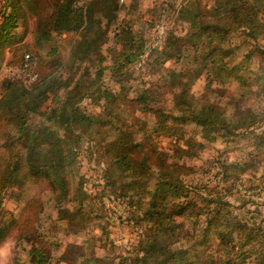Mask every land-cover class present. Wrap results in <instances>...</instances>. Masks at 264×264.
<instances>
[{
    "label": "trees",
    "instance_id": "obj_1",
    "mask_svg": "<svg viewBox=\"0 0 264 264\" xmlns=\"http://www.w3.org/2000/svg\"><path fill=\"white\" fill-rule=\"evenodd\" d=\"M174 2L161 0L160 9L166 4L169 12ZM141 3L0 2V62L10 47L11 63L20 61L25 76L5 79L0 95V246L18 230L17 246L29 264H234L241 255L264 264V232L234 214L220 188L248 163L219 154L196 170L191 161L204 144L185 127L214 141L253 133L264 123V105L244 106L258 88L264 100V0H183L178 25L146 60V75L133 67L147 45L144 28H135L131 17L143 11ZM27 15L37 20V42L76 35L66 58L56 47L42 55L18 43ZM246 42L249 53L239 59ZM254 52L261 58L256 67L249 66ZM202 79L205 88L197 93ZM212 87L228 100H208ZM257 139L264 143L263 134ZM80 157L102 165L100 191L85 187ZM255 157L264 160V152ZM188 171L209 181L196 184ZM211 177L219 178L210 186ZM27 182L51 190L56 221L65 227L45 226L46 202L39 197L20 217L6 212L8 191ZM105 196L119 201L123 222L139 233L125 252L112 254ZM90 224L101 228L108 251L99 253L94 235L66 242L57 234H79ZM197 253L199 261L192 257ZM15 264L24 263L17 256Z\"/></svg>",
    "mask_w": 264,
    "mask_h": 264
},
{
    "label": "rangeland",
    "instance_id": "obj_2",
    "mask_svg": "<svg viewBox=\"0 0 264 264\" xmlns=\"http://www.w3.org/2000/svg\"><path fill=\"white\" fill-rule=\"evenodd\" d=\"M130 2V0H125V2ZM174 9L169 12H166L163 17V24L165 26L164 38L158 37V23L160 22L158 17L162 13L161 0H142L141 6L143 11L134 10L131 14L132 19L136 22L135 28H144V36L146 41V48L142 55V60L139 61L133 67L135 70L144 73V75L150 72V67H148L146 60L150 59L152 49L155 47H162L170 29L176 27L179 23L178 13L179 7L182 5L183 0H175ZM209 1V0H204ZM2 2V0H0ZM141 11V12H140ZM121 15L127 17L126 11H121ZM142 14L140 17L138 14ZM37 20L32 15H27L26 22L24 26L19 29L20 34L23 35L24 31L26 34L23 39L20 40L19 44H29L31 45L34 52H39L42 55H46L49 49L52 47L59 48L60 55L63 58H66L69 54L72 43L74 42L76 35L73 33L64 35L55 40V42L49 41H36L37 36ZM180 30V29H179ZM181 32V31H178ZM241 43V42H240ZM56 44V46H55ZM241 48L238 52L239 59H242L244 55L249 53L250 43L246 42L241 44ZM10 47L5 49L4 59L0 62V95L2 91V84L5 79L8 78H24L22 70L19 66L20 61L12 64L13 59L12 53L10 52ZM252 63L249 66L256 67L261 61L259 55L256 52L252 53L251 56ZM12 62V63H11ZM145 63V64H144ZM167 66H175L174 61H169ZM148 67V68H147ZM29 81V80H28ZM27 81V82H28ZM205 86V80L202 79L194 85V91L197 93L201 92ZM233 87H236V84H233ZM233 87L231 90H233ZM257 89V86H254ZM235 89V88H234ZM207 99L211 102H217L218 100L226 102L228 98H221L220 91L216 88H210L206 92ZM230 94V93H228ZM239 96V93H237ZM260 89L255 90V93L248 95V101L246 100V105H252L256 103V107H261L264 105V100L262 101ZM261 97V99H260ZM261 100L260 103L258 102ZM190 134H194L195 139L204 144V148L201 150V156L195 161H191V164L194 165L196 170L200 171L199 165L208 166L209 160L212 157L222 155V159H228L229 162L234 160H239L241 163L245 161L247 164L243 170H241V176L237 178H228L226 181H222L220 188L222 190L221 194L224 200L229 201L234 214L240 215L249 225L256 227L257 230H260L261 233L264 232V160L258 159L255 157L259 153L264 152V143L260 144L257 139V135H264V123L261 126L256 127L253 133H245L244 135H239L236 137H230L229 139L217 138L216 140H207L204 137V133L200 132L201 129L193 130V125L185 126ZM193 132V133H192ZM83 156V155H82ZM251 159L254 160V163H251ZM98 161L92 160L89 161L87 157L79 158L80 172L85 174L87 182L85 187L89 191L96 192L101 190V186L97 187V183H100L101 171L100 168L102 165L97 164ZM196 165V166H195ZM198 166V167H197ZM215 171H211V175ZM187 179L195 182L196 184H204L209 181V176H205L201 172L193 174L188 171ZM219 178V177H218ZM217 178V179H218ZM215 177H211V181L208 182L211 185L215 184L217 180ZM53 193L51 190L46 189L43 185H35L30 182H27L24 185L14 187L8 191L6 199L4 201V209L8 214H14L16 216H22L25 205L30 199L34 197H39L41 201L46 202L45 211L42 215V221L45 226H54L59 225L60 227H65V224L57 223L56 221V212L54 209V201L52 200ZM105 202L106 216L109 218V229H110V239L116 245L112 254L118 253V251H124L129 248L131 243H135L138 237L136 228L130 226L127 222H123L122 219H125L127 216L123 211V206L119 203L118 200H115L112 196H105L103 199ZM96 203L100 206L99 200H96ZM99 223V220L93 222L92 225ZM104 224V223H103ZM90 224L86 229H84L79 234L70 235L63 237L59 231L57 234L61 240L64 241H78L81 242L85 238H89L90 235L96 236L95 245L99 247V253H104L110 249L111 244H107L105 247L103 245L104 235L102 234L100 227H94ZM90 230L92 231L91 233ZM19 231L15 230L0 246V264H15L16 257L18 256L20 261L24 264H29L27 262V252L23 251L22 248L17 246ZM61 235V236H60ZM215 242V236L212 238ZM211 245V244H210ZM202 250V249H201ZM199 250L198 253L201 252ZM240 251V250H239ZM242 251V250H241ZM125 252V251H124ZM123 252V253H124ZM194 254L193 260L199 261V254ZM222 253H218L220 255ZM223 255V254H222ZM244 258L247 256L241 255L240 259H237L234 264H256L253 257H247L244 262ZM55 263V262H54ZM59 264V263H56ZM63 264V263H62Z\"/></svg>",
    "mask_w": 264,
    "mask_h": 264
},
{
    "label": "built area",
    "instance_id": "obj_3",
    "mask_svg": "<svg viewBox=\"0 0 264 264\" xmlns=\"http://www.w3.org/2000/svg\"><path fill=\"white\" fill-rule=\"evenodd\" d=\"M165 6H166V4L164 5V7H163V10H162V12H163V14L161 15V19L159 20L160 22L158 23V25H157V27H158V37L159 38H164V34H165V26H164V24H163V17H164V15H165ZM36 78V74H33L31 77H30V81H32V80H34Z\"/></svg>",
    "mask_w": 264,
    "mask_h": 264
}]
</instances>
